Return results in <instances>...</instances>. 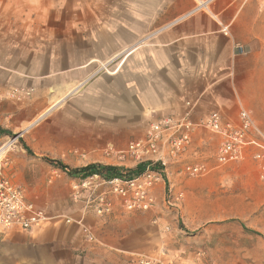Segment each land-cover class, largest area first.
<instances>
[{
    "label": "crops",
    "instance_id": "obj_1",
    "mask_svg": "<svg viewBox=\"0 0 264 264\" xmlns=\"http://www.w3.org/2000/svg\"><path fill=\"white\" fill-rule=\"evenodd\" d=\"M56 1L0 0V28H6L0 40L15 34L14 25H26L19 39L26 45L36 40L34 48L20 53L0 41V56L36 57L34 71H27L24 61L17 69L12 60H0V90L47 79H95L98 93L84 100L92 114L84 117L99 119V134L117 140L167 118L187 116L197 123L217 113L222 122L237 124L239 110H245L259 126L247 140L258 146L248 144L241 159L228 166L246 173L252 161L260 174L262 184L252 188L242 223L249 233L245 238H257L264 264V149L259 147L264 146V0H68L69 9L83 11L69 15L63 31L55 30L54 12L45 14ZM12 113L11 103L0 104V121ZM201 131L192 134L179 159L196 156L195 146L204 142ZM258 154L261 159L255 160ZM0 177L21 186L27 202L47 217L29 231L0 229V264H139L123 249L117 228L125 211L117 205L103 217L79 203L47 213L39 197L10 173L0 170ZM82 226L94 241L85 238Z\"/></svg>",
    "mask_w": 264,
    "mask_h": 264
},
{
    "label": "rangeland",
    "instance_id": "obj_2",
    "mask_svg": "<svg viewBox=\"0 0 264 264\" xmlns=\"http://www.w3.org/2000/svg\"><path fill=\"white\" fill-rule=\"evenodd\" d=\"M55 3L57 6L48 8L45 14L51 17L54 12L59 19L55 30H66L69 15L75 12L78 15L83 8L69 9L68 0ZM41 11L38 14L41 15ZM25 26H12L10 31H17L10 39L0 40L2 47L15 49L14 53L34 48L35 39L29 40L28 45L19 40ZM4 30L6 28H0V32ZM35 59L34 55L27 54L0 56L1 61L12 60L17 69L24 61L27 71L31 68L34 71ZM84 80L69 83L59 78L47 79L38 86L0 90L3 102L11 103L13 109L12 115L1 119L0 148L7 145V150L0 158V170L10 173L29 192L35 193L47 213L73 210L77 203L84 208L87 201H90L87 208L92 210L94 197L107 193L106 197H112L109 199L112 206L117 205L125 214L138 215L130 220L122 214L117 228L124 237L123 249L136 260L149 257L171 264H259L258 240L245 238L249 233L242 218L253 201L252 188L262 184L260 174L252 161L246 173L228 164L218 165L215 156L222 140L209 130H195H202L199 134L204 141L195 146L196 156L168 161L160 168V179L153 185L154 204L147 212H127L118 197L108 194L101 180L69 177L46 161H60L70 168L89 164L112 166L120 168L124 176V171L138 165L124 152L128 143L142 139L154 122L136 135L119 140L99 134L101 121L84 117L92 114L90 104L84 100L98 93V84L95 79ZM14 89L21 93L10 98L9 93ZM39 117L41 119L34 123ZM190 165H203L205 173L189 176L183 169ZM84 181H87L86 186L81 187Z\"/></svg>",
    "mask_w": 264,
    "mask_h": 264
},
{
    "label": "built area",
    "instance_id": "obj_3",
    "mask_svg": "<svg viewBox=\"0 0 264 264\" xmlns=\"http://www.w3.org/2000/svg\"><path fill=\"white\" fill-rule=\"evenodd\" d=\"M237 53H243L241 47H235ZM21 92L11 90L10 98H16ZM3 96L0 93V104ZM2 127L0 121V129ZM197 128H202L217 134L221 144L216 154L218 165H227L237 162L243 155L244 147L248 144L257 145L247 137L257 132L254 122L245 110L238 113V123L232 121L222 122L217 113L210 114L201 121L194 123L187 116L178 119H162L152 123L142 139L128 143L125 154L134 162L146 164L142 172L131 177L124 175L109 179L94 175L89 179H99L107 186L108 194L118 197L127 212H147L154 204L153 185L160 179V168L168 161L177 160L185 151L191 141V136ZM258 146V145H257ZM259 147L264 149L263 145ZM260 160L261 155H255ZM158 166L159 169L154 167ZM183 171L189 176H200L205 173L203 165L185 166ZM264 179V175L261 176ZM88 180V179H86ZM87 181L81 183L86 186ZM107 193H99L92 200L93 213L103 217L112 211V203L106 197ZM77 193L75 194L76 198ZM90 201L85 206L90 205ZM87 204V205H86ZM47 220L42 210L27 202L21 186L9 179L0 177V229H20L29 231ZM70 223V219H65ZM82 232L88 241H94L91 231L82 226ZM139 264H170L152 258H142Z\"/></svg>",
    "mask_w": 264,
    "mask_h": 264
},
{
    "label": "trees",
    "instance_id": "obj_4",
    "mask_svg": "<svg viewBox=\"0 0 264 264\" xmlns=\"http://www.w3.org/2000/svg\"><path fill=\"white\" fill-rule=\"evenodd\" d=\"M23 148L25 151L30 154V151L28 148H26L23 145ZM50 165H52L54 168L66 173L69 177L73 178H81L86 179L89 177H92L94 175L100 176L104 179L113 178L116 176L124 175L121 174L123 171H121L120 168L112 167V166H103L99 164H89L84 167L80 168H70L66 165H64L60 161H52V160H46ZM146 167V164H139L134 169H127L125 172V176L131 177L136 174H139L143 171V169ZM155 169H159L158 166L154 167Z\"/></svg>",
    "mask_w": 264,
    "mask_h": 264
},
{
    "label": "bare ground",
    "instance_id": "obj_5",
    "mask_svg": "<svg viewBox=\"0 0 264 264\" xmlns=\"http://www.w3.org/2000/svg\"><path fill=\"white\" fill-rule=\"evenodd\" d=\"M38 122L35 121L34 123ZM34 123L30 124L29 127H31ZM5 150H7V145L3 146L2 148H0V158L2 157V155L4 154Z\"/></svg>",
    "mask_w": 264,
    "mask_h": 264
}]
</instances>
